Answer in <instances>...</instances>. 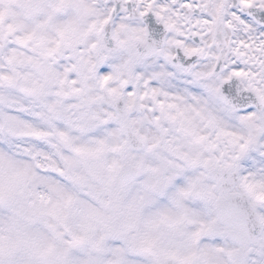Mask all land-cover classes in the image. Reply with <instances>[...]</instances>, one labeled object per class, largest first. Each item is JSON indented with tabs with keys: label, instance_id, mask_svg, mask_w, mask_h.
I'll use <instances>...</instances> for the list:
<instances>
[{
	"label": "snow or ice",
	"instance_id": "obj_1",
	"mask_svg": "<svg viewBox=\"0 0 264 264\" xmlns=\"http://www.w3.org/2000/svg\"><path fill=\"white\" fill-rule=\"evenodd\" d=\"M0 264H264V0H0Z\"/></svg>",
	"mask_w": 264,
	"mask_h": 264
}]
</instances>
